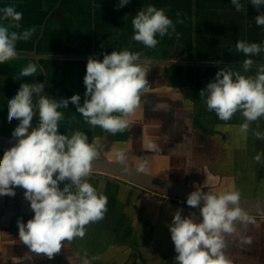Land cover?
I'll list each match as a JSON object with an SVG mask.
<instances>
[{"label":"crops","instance_id":"1","mask_svg":"<svg viewBox=\"0 0 264 264\" xmlns=\"http://www.w3.org/2000/svg\"><path fill=\"white\" fill-rule=\"evenodd\" d=\"M119 3L0 0V9L15 6L23 13L21 28L12 31L36 29L28 40L17 42L15 59L0 64V137L9 139L18 126V121L7 119V103L22 83L43 82V94L57 100L80 94L83 103L89 56L102 61L105 53L128 49L146 58L148 83L139 106L126 117L127 129L113 135L93 127L70 103L58 109L64 116L60 132L86 133L98 146L95 159L127 164L175 183L217 193L239 191L241 198L264 200V139L254 135L264 133V116L241 133L245 120L240 112L222 121L207 110L199 95L222 67L235 64L240 69L239 62L251 58L254 64L247 75L255 76L264 66V51L252 57L236 52L238 41L258 43L264 49V26L255 22L264 7L257 9L250 0H240L241 11L232 7L231 0H129L118 8ZM149 5L163 9L175 26L163 37L157 34L155 48L133 40L132 19ZM31 63L38 65V71L18 79ZM37 123L34 116L33 126ZM118 151L125 153L123 162ZM4 152L0 149V159ZM257 154L260 162L254 159ZM87 180L107 196V211L101 220L85 226L83 238L64 241L52 258L32 252L19 239L18 221L26 224L34 217L25 190L16 188L15 196L0 197V264H82L85 257L90 264H174L177 253L167 226L173 213L182 208V215L202 222L198 208L130 182L93 172ZM250 218L254 223L247 231H238L250 237L251 244L242 245L240 236L227 237L224 251L231 264H264V218Z\"/></svg>","mask_w":264,"mask_h":264},{"label":"clouds","instance_id":"2","mask_svg":"<svg viewBox=\"0 0 264 264\" xmlns=\"http://www.w3.org/2000/svg\"><path fill=\"white\" fill-rule=\"evenodd\" d=\"M231 2L237 11L242 10L240 0ZM250 2L257 9L264 7V0ZM128 3L129 0H120L117 7ZM0 13V64H3L17 57V42L28 40L36 29L11 30L21 28L23 17L15 6L0 9ZM255 22L264 26V13L257 15ZM132 25L133 40L149 48L158 44L157 34L163 37L169 29L175 30L165 11L152 5L140 9ZM262 51L258 43L238 41L236 44V52L245 57ZM239 63L240 69L235 64L220 68L199 95L205 99L207 110L214 111L222 121H229L240 112L245 122L239 130L247 133L250 122L264 116V66L252 76L247 73L253 67V59L246 58ZM146 65V58L128 49L105 53L102 61L89 56L83 103L80 94L59 100L44 95L45 83L38 81L22 83L8 100L7 119L19 123L12 132L14 146L5 150L0 159V197L15 196L16 188L25 190L24 197L30 202L34 217L26 224L22 219L18 221V235L32 252L52 258L61 251L64 241L83 238L85 226L101 220L107 211V196L87 180L93 160L99 156L98 146L90 143L84 132L61 133L60 122L64 116L58 109H66L71 103L89 125L99 126L113 135L122 133L128 127L126 117L139 106L148 83ZM37 71L38 65L31 63L22 69L18 79L33 76ZM34 116L38 117L35 126ZM254 135L264 139V133L256 131ZM116 156L122 162L125 160L123 151H118ZM254 159L260 162L261 154ZM186 204L199 209L202 222H196L193 215H182V208L173 213L172 222L167 226L177 253L174 264H231L224 251L227 237L240 236L242 245L251 244V238L238 231L242 228L246 232L248 225L254 223L241 207L239 191L213 193L205 192L203 187L196 188ZM82 264L90 261L85 257Z\"/></svg>","mask_w":264,"mask_h":264},{"label":"water","instance_id":"3","mask_svg":"<svg viewBox=\"0 0 264 264\" xmlns=\"http://www.w3.org/2000/svg\"><path fill=\"white\" fill-rule=\"evenodd\" d=\"M14 144L15 140L13 137L9 139L0 137V145H2V147L11 148ZM92 172L106 174L130 182L145 190L158 194L159 196L182 201L183 203H186L191 192L195 191L196 188H201L190 184L167 181L150 175L138 168L108 159H94ZM203 190L205 192L209 191L205 188H203ZM202 205L203 201L201 202V206ZM241 207L247 212L249 217L264 218V200L258 199L257 197L241 198Z\"/></svg>","mask_w":264,"mask_h":264},{"label":"built area","instance_id":"4","mask_svg":"<svg viewBox=\"0 0 264 264\" xmlns=\"http://www.w3.org/2000/svg\"><path fill=\"white\" fill-rule=\"evenodd\" d=\"M1 150L5 151L6 149L5 148H0ZM180 203H183L182 201H179Z\"/></svg>","mask_w":264,"mask_h":264},{"label":"flooded vegetation","instance_id":"5","mask_svg":"<svg viewBox=\"0 0 264 264\" xmlns=\"http://www.w3.org/2000/svg\"><path fill=\"white\" fill-rule=\"evenodd\" d=\"M170 199V198H169ZM173 200V199H172Z\"/></svg>","mask_w":264,"mask_h":264}]
</instances>
